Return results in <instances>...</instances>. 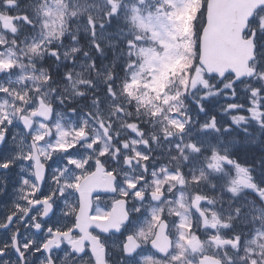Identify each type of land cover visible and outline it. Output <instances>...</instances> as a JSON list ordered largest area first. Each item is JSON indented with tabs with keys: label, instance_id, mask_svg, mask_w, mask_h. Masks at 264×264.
<instances>
[{
	"label": "snow or ice",
	"instance_id": "6c2138e0",
	"mask_svg": "<svg viewBox=\"0 0 264 264\" xmlns=\"http://www.w3.org/2000/svg\"><path fill=\"white\" fill-rule=\"evenodd\" d=\"M0 264H264V0H0Z\"/></svg>",
	"mask_w": 264,
	"mask_h": 264
},
{
	"label": "rangeland",
	"instance_id": "374dc122",
	"mask_svg": "<svg viewBox=\"0 0 264 264\" xmlns=\"http://www.w3.org/2000/svg\"><path fill=\"white\" fill-rule=\"evenodd\" d=\"M255 151H258V149H254ZM248 150H242L241 151V155H244ZM249 151H253V150H249Z\"/></svg>",
	"mask_w": 264,
	"mask_h": 264
}]
</instances>
